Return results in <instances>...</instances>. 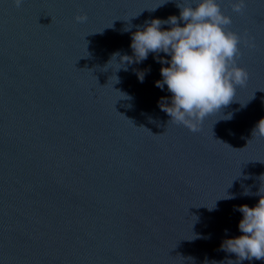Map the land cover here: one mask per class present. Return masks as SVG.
<instances>
[{"label": "water", "instance_id": "95a60500", "mask_svg": "<svg viewBox=\"0 0 264 264\" xmlns=\"http://www.w3.org/2000/svg\"><path fill=\"white\" fill-rule=\"evenodd\" d=\"M163 2L0 0V264L236 261L221 243L264 183V0H218L249 78L198 132L161 110L167 54L121 59L145 21L179 17Z\"/></svg>", "mask_w": 264, "mask_h": 264}, {"label": "clouds", "instance_id": "9594fccd", "mask_svg": "<svg viewBox=\"0 0 264 264\" xmlns=\"http://www.w3.org/2000/svg\"><path fill=\"white\" fill-rule=\"evenodd\" d=\"M14 3L19 8L23 0H14ZM229 3L235 13L242 14L246 7L245 0H229ZM176 6L180 9L179 17L153 18L145 21L143 27H137L130 45L133 55H123L121 59L139 63L146 60L150 52L167 54L158 57L162 79L155 82L161 90L167 85L171 93L170 97L161 98V110L172 123L198 132L209 115L221 113V109L232 102L237 86H245L249 74L237 64L241 37L228 28L232 19L222 11L218 0H178ZM87 19L86 13L75 16L77 22ZM178 20L184 22L183 26ZM164 24L170 27L162 28ZM131 27L129 24L124 31H130ZM117 55L120 54H114L112 59ZM137 74L143 82L144 72ZM231 118V114L222 116V119ZM252 136L264 137V117L252 129ZM256 195L260 197L256 205L243 204L236 209L243 214L238 225L242 234L225 238L221 243L223 251L236 256L235 262L229 259L227 264L264 260V183Z\"/></svg>", "mask_w": 264, "mask_h": 264}]
</instances>
